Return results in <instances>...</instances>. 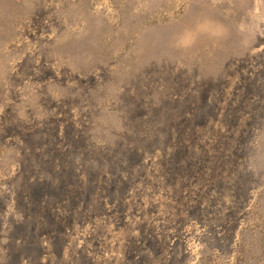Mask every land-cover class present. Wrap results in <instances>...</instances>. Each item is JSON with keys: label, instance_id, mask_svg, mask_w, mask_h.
Masks as SVG:
<instances>
[{"label": "rangeland", "instance_id": "374dc122", "mask_svg": "<svg viewBox=\"0 0 264 264\" xmlns=\"http://www.w3.org/2000/svg\"><path fill=\"white\" fill-rule=\"evenodd\" d=\"M37 227L55 264H264V0H0L5 260Z\"/></svg>", "mask_w": 264, "mask_h": 264}, {"label": "crops", "instance_id": "0c3cea01", "mask_svg": "<svg viewBox=\"0 0 264 264\" xmlns=\"http://www.w3.org/2000/svg\"><path fill=\"white\" fill-rule=\"evenodd\" d=\"M241 37H244V38L241 39ZM241 37L239 38V40H237L239 44L241 45H243V43L245 45L249 44L247 42L245 35ZM38 231L39 230L37 227V229L34 232L33 231L30 232L29 234L30 238L29 240H27L24 246L22 242H19V243L13 242L14 235H12L11 240H10V245H9L11 252H12V254L10 252V260L9 258L5 260L7 255L5 254V248L1 246L0 247V264H55L57 261V259L55 260L54 258V256H56V252L53 256L51 252L53 251L54 253L55 250H52V247L50 246H47V248L45 249L49 253V255L45 258L39 259L40 257L39 256L40 255V244H39L40 238H39ZM42 250L43 249L41 246V254H42ZM61 257L64 258V255H62ZM75 263L79 264L81 263V260H78Z\"/></svg>", "mask_w": 264, "mask_h": 264}]
</instances>
